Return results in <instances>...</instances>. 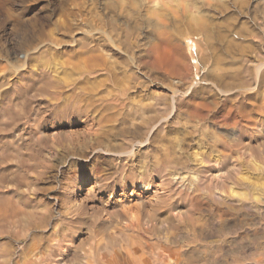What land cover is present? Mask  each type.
<instances>
[{
	"label": "rangeland",
	"instance_id": "1",
	"mask_svg": "<svg viewBox=\"0 0 264 264\" xmlns=\"http://www.w3.org/2000/svg\"><path fill=\"white\" fill-rule=\"evenodd\" d=\"M133 1L137 4L136 11L121 13L115 7H110L109 3L115 4L114 0H0V189H3L0 191L2 195L0 198L5 197L0 200V206L5 207L4 211L7 209L6 213L13 211L9 218L10 213L8 215L2 213L3 210L0 208V214L2 213L0 222H4L0 223V227H4V230L0 228V244L7 243L8 249L11 248L8 250L5 247L4 253L2 246L5 245L1 244L0 264H5L6 259L12 256H14L13 259H17V253L21 251L19 246L26 243V240L14 243L12 236L14 233L23 232L22 221L23 225L25 223L24 226H28L23 228L29 238L37 233L40 234H37L38 237L41 235L43 237L41 242L43 246L40 250L44 260H42V264H47V262H49L48 264H71L73 260L72 264H83L86 260L92 264H96V262L97 264H108L111 256H116L118 261L123 263L127 248L130 249L132 245L137 246L138 249L145 247L141 254L149 260L147 264H151V261L155 264L158 259L159 264H170L168 261L173 258L175 262L172 260L171 264H186L188 258V264H192L193 261V264H258L259 261L261 262L259 264H264V67L262 66L258 72L253 67L258 62L264 61V0H242L244 5L241 8L240 0H220L224 1L223 4L220 2L221 5L218 0L217 5L213 3L209 9L204 8L206 11L201 9L200 13L205 12L206 14L212 10L211 14L207 15V19L210 18L209 20L218 24L215 33H210V44L206 42L204 34L201 32L185 31L183 26L178 28L172 23L163 27L157 25L159 15L152 14V11L155 10L153 8L155 1L149 2L150 6L148 4L143 6L139 0ZM226 1H228L229 7ZM224 8L227 10L222 12ZM218 36H221L223 41L220 42ZM112 39L114 43H112ZM244 67H248L247 73L241 71ZM244 79L250 82H248L251 85L250 91H243L239 87ZM173 91L176 96L172 101ZM245 93H252L253 96L251 94L252 97L247 98L242 95ZM172 105H174V111L170 110ZM170 111L169 118L165 120V115ZM149 122H151L150 125ZM149 128H152L153 132L149 135L148 142L143 143L141 148L135 146L137 149L135 148V157L133 158L134 154L129 158H123L124 162L118 159L121 161L118 163L110 155L91 154L90 149L95 144L94 142L100 140L99 137L104 139V141L100 140L103 143L99 141L102 146L105 142L104 147L109 144L108 148L110 149L122 150L126 145L129 146L132 141H135L133 136L139 131V134L134 137L136 141L145 138ZM133 129L137 131L133 132ZM96 131H99L100 135H96L98 137L95 138L94 132ZM96 134L98 133L96 132ZM142 134L145 137L141 136ZM127 137L132 141L129 139V143L125 144L128 142ZM160 143H162L161 146ZM169 145L174 149L173 147L169 148ZM164 147L167 150H164ZM154 159L160 164L155 163ZM143 161L151 170L157 166L151 172L154 173L152 180L164 181L165 194L168 196L171 192L168 203L171 201L173 205L176 204L175 206L171 205V209L183 212V218L181 216L179 220L169 219L162 223L155 218L151 223H148L149 227L146 224V226L141 224L140 228L137 223L136 227L134 223L132 228L128 222L119 219L113 220L115 223L104 222L105 225L111 224L110 227L114 233L111 230L107 231L110 227L104 226L103 222H96V224L94 220L90 221L89 219L92 218L88 213L91 212L89 205L93 203L94 196L102 194L106 197L109 193V189L104 184L113 183L115 190L120 192V186L117 184L118 176L126 171L134 172L135 169V172H138L139 166L140 168L143 166L144 169L146 164ZM149 162L151 163L148 164ZM113 163H117L116 167ZM121 164L122 166H120ZM117 165L122 172L119 167L117 168ZM132 166L133 168H131ZM157 168L165 171L160 172ZM215 168L217 169L215 170ZM27 169L31 171V175ZM225 169L227 171L229 169V175ZM111 170L113 171L110 172ZM217 170L218 172H216ZM22 171L28 174H26V178ZM167 171L169 172L167 173ZM113 172L115 176L112 175ZM215 172L222 174V178L214 180ZM107 173L111 176H108ZM22 174L23 177H21ZM169 177L173 178L169 180ZM101 178L103 179L101 180ZM208 178H211L210 181ZM104 179H108V181ZM223 179L228 180L224 183L220 182ZM103 180V183H99ZM217 180L219 181L217 182ZM21 181L28 183L23 185ZM174 182H179V184L175 183V185ZM219 183H222L223 186ZM8 185H10L9 188L12 185L17 186L8 189ZM15 189H19L20 192ZM28 189L31 191H27L28 195L26 196L25 190ZM127 189H131L130 183ZM21 190L24 191L26 198ZM177 191L180 195L177 194ZM181 195L185 198H181ZM10 196H13L11 201L12 199L19 200L18 204L21 203L23 206L20 208L21 205L18 207L17 202H8ZM21 197H24L23 200ZM86 197L88 199H85ZM172 198H176L174 201L177 202L175 203ZM243 198L247 199H244L246 204L242 202ZM26 199L28 201H24ZM74 199L75 201H73ZM183 199L189 200L184 202ZM63 200H71V202ZM248 201L251 202L248 203ZM29 203L34 206L31 208L32 210L29 205L27 208ZM80 203L82 206L79 205ZM14 204H17V207ZM63 205L64 207H62ZM8 206L9 208L13 207V210ZM75 206L79 209L82 207L88 209L84 208L82 211ZM39 208L47 211L51 208L49 210L51 216L44 215L46 210L41 211ZM189 208L194 211H190ZM21 209L22 211L26 210L25 213L27 212L28 216L23 214L27 217L20 214L22 211L18 212ZM72 209L74 211L77 209L79 212L72 213ZM65 210H69L73 217L70 213L68 216V211ZM47 211L45 214L48 213ZM81 211L82 213H80ZM51 212L55 215L52 216ZM38 213L39 217L40 213L46 217L45 222L43 221L39 226L37 223V225L34 224L39 217L33 216ZM30 214L34 219L30 217ZM88 215L89 217L86 218ZM192 216L198 218V220L191 219L194 220L193 223L197 221L194 224L195 227L192 226L191 221L188 222L190 218H193ZM47 219H50V222ZM183 220L184 222H181ZM199 220L205 223L200 224ZM93 221L95 225H93ZM121 221L123 225L120 224ZM210 221L213 222L210 223ZM78 222L81 224L79 225ZM88 223L92 224V226L90 224L91 229H89ZM50 224L55 225L54 229ZM208 224L209 226H207ZM46 225L50 227H46ZM67 225L72 227L68 226L72 231L67 230ZM121 225L122 227L130 226V229L122 228ZM116 226L117 228H115ZM172 226L174 228H171ZM196 226L198 227L196 228ZM19 227L21 228L19 229ZM30 227L32 228L30 229ZM38 227L42 229L39 230ZM190 227L192 230L189 229ZM124 228L130 232H126ZM77 229L80 232H77ZM137 229H141L140 232L137 233ZM19 230L21 231L19 232ZM117 230L118 232H115ZM150 230L155 233L159 230L157 236L161 235V239L164 241H160L157 236V238H153L156 234L151 233ZM100 231L102 232L100 233ZM212 231L214 232L212 233ZM109 232L112 239L115 237V242L110 239ZM58 233L62 234L58 235ZM194 233H197L195 237V240L199 242L197 244L193 238ZM47 234L52 236L49 237ZM102 234H108V239L106 235L103 238ZM137 234H140L139 239ZM47 236L53 238L50 240L46 238ZM86 236L88 238L90 236V240L86 241L88 239ZM54 237L60 239L57 240ZM175 237L176 239H174ZM177 237L182 242L179 239L177 241ZM187 237L189 238L187 239ZM102 239L104 245L101 242ZM158 239L159 241H156ZM170 239H173V243ZM95 240L97 241L95 242ZM110 241L114 243L111 244ZM189 241H192V244L194 242L193 245L196 248L192 247L193 245ZM144 242L145 246H143ZM50 243L57 244L56 247L54 246L56 249ZM63 243L64 246L61 245ZM139 243H141L140 248ZM147 243L149 244L147 245ZM71 244L75 247L74 249ZM96 245L97 249L94 248ZM105 245L107 248L104 247ZM200 246L202 247L200 248ZM65 247L66 249H64ZM12 248H15V251ZM186 248H191V251ZM197 248L198 251H195ZM87 249L92 250L89 252ZM50 252L56 253L51 255ZM147 252L150 254L149 257L146 256ZM156 252L161 255H157ZM155 253L158 258H154ZM167 254L169 256H165ZM44 256L47 258L45 257V259ZM161 256L164 257V260ZM71 257H77L78 261L70 260ZM185 258L187 260L183 262Z\"/></svg>",
	"mask_w": 264,
	"mask_h": 264
},
{
	"label": "bare ground",
	"instance_id": "2",
	"mask_svg": "<svg viewBox=\"0 0 264 264\" xmlns=\"http://www.w3.org/2000/svg\"><path fill=\"white\" fill-rule=\"evenodd\" d=\"M140 1V3H142L143 4V6L144 5H149V2H153V1H155L153 4H155V5H153L152 3H151V5H153V8L155 9L154 11H152V14H158L159 16V20H158V22H157V20L155 21V19L157 18H155L154 19V21L155 22H157V25H159V26H161V27H163V26H165V25H167L168 23H172L173 24V26H177L178 28L179 27H181V26H183V30H185V31H190V32H194V33H199V32H201V33H203L204 34V37H205V40H206V42H209V44H210V42H211V35H210V33H212V32H214V31H216L215 29L218 27V24H217V22H214V21H211V20H209V19H207L208 17H207V15L210 13L211 14V11L212 10H210V12L208 13V14H206L205 12H203V13H200V10L201 9H204V8H206V10L207 9H209L211 6H212V4L214 3H216V5L219 3V5H221L220 4V0H219V2H218V0H139ZM225 1V0H224ZM223 1V2H224ZM239 1V0H238ZM218 2V3H217ZM223 2H221L222 4H223ZM228 1H226V3H227ZM236 2V1H235ZM234 2V3H235ZM114 3L115 4H112V3H109V5H110V7H115V9H118L121 13L122 12H127V11H129V12H134V11H136V9H137V4L133 1V0H124V1H122V0H114ZM240 8L244 5V2L242 1V0H240ZM107 5H108V2L106 3ZM229 3H227V6L229 7V5H228ZM224 5H226V4H224ZM223 5V6H224ZM150 6V5H149ZM237 6V5H236ZM239 6V5H238ZM106 8H107V6H105ZM153 8H151V9H153ZM225 8H226V6H225ZM222 9V12H225V11H223V10H227V9ZM107 9H109V8H107ZM111 9V8H110ZM151 9H149V10H151ZM221 9V8H220ZM205 10V9H204ZM203 10V11H204ZM205 10V11H206ZM217 10V9H216ZM218 11H220L219 9H218ZM221 12V11H220ZM155 16H157V15H155ZM209 16V15H208ZM211 16V15H210ZM185 17H186V19H185ZM188 17V18H187ZM153 19V18H152ZM153 22V21H152ZM110 24H111V22H109ZM112 26V25H111ZM155 27H158V26H156V25H154ZM111 28V27H110ZM182 28V27H181ZM111 29H114L113 27L111 28ZM115 30V29H114ZM114 30H111V31H114ZM215 33V32H214ZM213 35V34H212ZM253 35V34H252ZM253 36H258L257 34H254ZM218 37H220L218 40L221 42V41H223L222 40V37L221 36H218ZM214 38V37H213ZM191 42H193V41H191ZM112 43H114L113 42V39H112ZM233 43V42H232ZM92 47V46H91ZM93 47H94V45H93ZM193 55V54H192ZM260 59H261V57H260ZM157 60V59H156ZM246 63V62H245ZM22 64V63H21ZM20 64V65H21ZM25 64V63H24ZM250 64V63H249ZM262 66L264 67V61L262 62H258L255 66H253V67H255L254 69L258 72L261 68H262ZM254 70V71H255ZM243 73H247L248 72V67H244V68H242V70H241ZM256 73V72H255ZM235 75V74H234ZM239 75V74H238ZM235 77V76H234ZM44 81V80H43ZM249 81L248 80H246V79H244V80H242L241 81V83H240V88L243 90V91H248L249 89H251V85L248 83ZM220 90V89H219ZM228 91V90H227ZM250 91V90H249ZM252 91V90H251ZM222 92V91H221ZM223 92H225V91H223ZM228 93V92H227ZM254 93V92H253ZM224 94V93H223ZM246 94V93H245ZM245 94H242L243 96H246L247 98L249 97L250 98V96H251V94L252 93H247L246 95ZM255 94V93H254ZM122 95V94H121ZM117 96H118V94H117ZM174 96H176L175 95V91H173L172 92V96H171V100L173 101L175 98H174ZM252 96H253V94H252ZM251 96V97H252ZM114 98V97H113ZM245 98V97H244ZM246 99V98H245ZM170 102V101H169ZM88 104V103H87ZM172 104V103H171ZM170 104V105H171ZM109 106V105H108ZM94 108V107H93ZM170 108V107H169ZM176 108V107H175ZM174 109V105H172L171 106V108H170V110L172 111ZM169 110V109H168ZM235 110V109H234ZM171 111L169 112V114L167 113V115H165V117H164V119L166 120V119H168L169 118V116H170V113H171ZM174 111V110H173ZM102 113V112H101ZM103 115V114H102ZM164 116V115H163ZM106 117V116H105ZM162 119V118H161ZM160 119V120H161ZM163 119V121H165ZM98 120V119H97ZM158 120V119H157ZM108 121V120H107ZM91 122H93V121H91ZM97 122V121H96ZM161 122V121H160ZM94 123V122H93ZM99 124H100V121L98 122ZM104 123V122H103ZM106 123V122H105ZM150 123L151 122H149V125H150ZM158 124V123H157ZM157 124H155V126L157 125ZM90 125V124H89ZM95 125V124H94ZM146 125V124H145ZM153 125V124H152ZM105 126V125H104ZM144 126V125H143ZM135 127V126H134ZM133 127V128H134ZM147 127V126H146ZM146 127H145V129H146ZM154 127V126H153ZM157 127V126H156ZM161 127V126H160ZM164 127V126H163ZM162 127V128H163ZM89 128V127H88ZM94 128V127H93ZM142 128H144V127H142ZM158 128V127H157ZM96 129V128H95ZM98 129V128H97ZM96 129V130H97ZM135 129V128H134ZM133 129V132L135 131ZM159 129V128H158ZM86 130V129H85ZM99 130V129H98ZM140 130V129H139ZM138 130V131H139ZM155 130V129H154ZM88 131V130H87ZM93 131V130H92ZM101 131V130H100ZM104 131V130H103ZM126 131V130H125ZM132 131V130H131ZM137 131V130H136ZM135 131V132H136ZM89 132V131H88ZM96 132L98 133V134H96ZM96 132H94L95 133V138L96 137H98V136H96V135H100L99 134V131H96ZM128 132V131H127ZM132 132V133H133ZM140 132V131H139ZM139 132L138 133H134L135 134V136H137L138 134H139ZM153 132V129L152 128H149L147 131H146V137L145 136H143V134H145V131H143V134L141 135V136H143V137H145V138H141L142 140H138L137 139V141H136V139L134 138L135 136H133V140H135V141H132V139H130L129 137H127L128 139H127V141L130 139L131 141V143H130V145L129 146H127L126 145V147H124L122 150H116V149H110V148H108V146H109V144H108V146L106 145V147H104L105 146V142H104V146H102L101 144H100V142H102V141H104V139H102L101 137H99V139L101 140L102 139V141H98L97 140V142H94L95 144H93L91 141H90V139H89V141L93 144V146H92V148L90 149L91 150V154L93 153V154H99L100 155V153H104V154H107V155H110V156H112V157H114V161L115 160H117V162L119 163H121V161H119L118 159H120V160H122L123 158H129V157H131L134 153H135V146H140V148L142 147V145H143V143H146V142H148V137H149V135L151 134ZM83 133V132H82ZM86 133V132H85ZM101 133V132H100ZM104 133H106V132H104ZM93 134V133H92ZM103 134V133H102ZM141 134V133H140ZM245 134V133H244ZM122 135V134H121ZM126 135H128V134H126ZM125 135V136H126ZM82 136V135H81ZM90 136V135H89ZM91 137V136H90ZM103 137V136H102ZM131 137V136H130ZM93 138V137H92ZM91 138V139H92ZM105 138V137H104ZM136 138H138V137H136ZM37 139H38V136H37ZM74 139V138H73ZM98 139V138H97ZM125 139V138H124ZM86 140V139H85ZM95 140V139H94ZM77 141V140H76ZM88 141V142H89ZM121 141H123V140H121ZM126 141V142H127ZM150 141V140H149ZM55 142V141H54ZM40 143V142H39ZM97 143V144H96ZM103 143V142H102ZM107 143V142H106ZM111 143H113L112 141H111ZM124 143H125V141H124ZM123 143V144H124ZM129 143V141L127 142V143H125V144H128ZM79 144V143H78ZM78 144H76V145H78ZM115 144V143H114ZM122 144V145H123ZM89 145V144H88ZM87 145V146H88ZM116 146H118L117 144H115ZM120 145V144H119ZM121 145V146H122ZM162 145V143H160V146ZM237 145H238V143H237ZM236 145V146H237ZM40 146V145H39ZM90 146V145H89ZM89 146H88V148H89ZM124 146V145H123ZM166 146V145H165ZM170 146V145H169ZM235 146V145H234ZM239 146V145H238ZM41 147V146H40ZM48 148H49V146H47ZM52 147V146H51ZM166 147H168V146H166ZM171 147H173V146H170L169 148H171ZM240 147V146H239ZM242 147V146H241ZM75 148V147H74ZM84 148H86V147H84ZM139 148V149H140ZM163 148V147H162ZM169 148H168V150H169ZM38 149H39V147H38ZM87 149V148H86ZM137 149V148H136ZM173 149H174V147H173ZM176 149V148H175ZM48 150V149H47ZM46 150V151H47ZM85 150V149H84ZM164 150H167L165 147H164ZM163 150V153L165 152ZM40 151H41V149H40ZM161 151H162V149H161ZM172 151H174V150H172ZM175 151H177V150H175ZM57 152V151H56ZM83 152V151H82ZM86 152V151H85ZM137 152H139V151H137ZM166 152H168V151H166ZM89 153V152H88ZM83 154H84V152H83ZM87 154V153H86ZM85 155V154H84ZM84 155H83V157H84ZM165 155V154H164ZM88 156V155H87ZM95 156V155H94ZM77 157V156H76ZM111 157V158H112ZM133 157H135V154H134V156H132V158ZM161 157V156H160ZM73 158H75V157H73ZM110 158V159H111ZM157 158H159V157H157ZM109 159V160H110ZM113 159V158H112ZM67 160V159H66ZM69 160V159H68ZM80 160V159H79ZM96 161H97V159H95ZM107 161H109L108 159H106ZM128 160V159H127ZM88 161V160H87ZM113 161V160H112ZM123 161V160H122ZM134 161V160H133ZM149 161V160H148ZM147 161V162H148ZM153 161V160H152ZM151 161V162H152ZM63 162V161H62ZM61 162V163H62ZM72 162V161H71ZM71 162H69V163H71ZM124 162V161H123ZM122 162V163H123ZM127 162V161H126ZM143 162H145V161H143ZM142 162V163H143ZM151 162H149L148 164H150ZM154 162H155V159H154ZM157 162V161H156ZM155 162V163H156ZM28 163V162H27ZM76 163V162H75ZM112 163V162H111ZM130 163V162H129ZM158 163V162H157ZM63 164V163H62ZM78 164V163H77ZM106 164V163H105ZM114 164V163H113ZM115 164H117V163H115ZM114 164V165H115ZM131 164V163H130ZM133 164H134V162H133ZM145 164H146V162H145ZM154 164V163H153ZM160 163H158V165H159ZM28 165H29V163H28ZM155 165V164H154ZM27 166V165H26ZM31 166V165H30ZM29 166V167H30ZM120 166H122V164L120 165ZM123 166H124V163H123ZM131 166V165H130ZM150 166V165H149ZM32 167V166H31ZM115 167H116V165H115ZM119 167V165H117V168ZM126 167H127V165H126ZM129 167V166H128ZM143 166H141V168H142ZM157 167V166H156ZM155 166H154V168L153 169H155L156 168ZM131 168H133V166L131 167ZM130 168V169H131ZM140 168V166H139V169H138V172H135L136 171V169L134 170V172L133 171H126L125 173L123 172L122 174H120V176H118L119 178H118V180H117V184L120 186V192H117L116 190H115V186L114 185H112V184H108V183H106V184H104V186L106 187V188H108L109 189V193H108V195L105 197V196H103L102 194H100V195H95L94 196V200H93V203H91L89 206V208L91 209V212H88V213H90V216H91V218L92 219H89L90 221H92V220H94L95 221V223L97 222H100L101 221V223L103 222V224H104V226H106V225H108V223L110 222L111 223V221L112 222H114L115 223V221H113V220H116V219H119V220H122V221H124V222H128V224H130L131 225V227L133 226V224L135 223V227H136V223H137V226L139 227V225H141V224H146L147 226H148V223H151V221H152V219H157V221L158 222H160V223H162V222H164V221H167V220H169V219H177V220H179V219H181V216L184 214L183 212H179V211H174V210H172L171 209V205H173V202H169L168 203V197H169V194H171V192L168 194V196L165 194V191H166V189H164V181L162 180V181H155V180H152V175L154 174H152L151 172H152V170L147 166V164H146V166H145V168L143 169H141ZM32 169V168H31ZM35 169H36V167H35ZM40 169V168H39ZM115 169V168H114ZM113 169V170H114ZM125 169H127V168H125ZM158 169V168H157ZM217 168H215V170H216ZM28 170V169H27ZM113 170H111L110 172H112ZM116 170V169H115ZM115 170H114V172H115ZM119 170H121L120 169V167H119ZM124 170V169H123ZM128 170V169H127ZM159 170V169H158ZM157 170V172H161L162 170H159L158 171ZM221 170V169H220ZM226 170V169H225ZM24 171V170H23ZM22 171V172H23ZM29 171V175H31L30 174V170H28ZM38 171V170H37ZM117 171V170H116ZM125 171V170H124ZM165 171V170H164ZM164 171H162V172H164ZM222 171V170H221ZM228 171H229V169H228ZM228 171L226 170V172H227V174H228ZM230 171H231V173H232V170L230 169ZM25 172V171H24ZM23 172V174H24V177L26 176V174ZM42 172V171H41ZM114 172L112 173V175H114L115 176V174H114ZM118 172V171H117ZM116 172V173H117ZM121 172H122V170H121ZM169 171H167V173H168ZM216 172H218V170L216 171ZM212 173L213 174V179L215 180V178L216 179H218V178H222L221 177V175H220V173ZM36 173V172H35ZM78 173V172H77ZM105 173H106V171H105ZM119 173V172H118ZM174 173V172H173ZM172 173V174H173ZM176 173V172H175ZM178 173V172H177ZM211 173V172H210ZM230 173V172H229ZM23 174H22V176L21 177H23ZM111 174V173H110ZM157 173H155V175H156ZM165 174V173H164ZM212 174H209V175H212ZM224 174H226L225 172H224ZM28 175V174H27ZM39 175V174H38ZM75 175V174H74ZM100 175V174H99ZM99 175H98V177H99ZM106 175V174H105ZM107 175H108V173H107ZM161 175V174H160ZM171 175V174H170ZM229 175V174H228ZM34 176V175H33ZM94 176H96V175H94ZM108 176H111V175H108ZM108 176H106L107 178H108ZM113 176V177H114ZM157 176V175H156ZM155 176V177H156ZM162 176V175H161ZM164 176V175H163ZM167 176V175H166ZM169 176V175H168ZM177 176V175H176ZM178 176H179V174H178ZM205 176H207L208 177V175H205ZM75 177H77V176H75ZM97 177V176H96ZM113 177H112V179H113ZM165 177V176H164ZM173 177H175V176H173ZM173 177H169V180H170V178L172 179ZM212 177V176H211ZM226 177H227V175H226ZM229 177V176H228ZM26 178V177H25ZM27 178H29L28 176H27ZM70 178H72V177H70ZM110 178V177H109ZM108 178V179H109ZM157 178H158V176H157ZM168 178V177H167ZM166 178V179H167ZM205 179H206V177H204ZM225 178V177H224ZM229 178H231V177H229ZM22 179H24V178H22ZM31 179V178H30ZM29 179V180H30ZM34 179V178H33ZM73 179V178H72ZM99 179V178H98ZM103 178H101V180H102ZM108 179H104V180H107L108 181ZM114 179H115V177H114ZM161 179V178H160ZM174 179H176V177L174 178ZM173 179V180H174ZM209 179V178H208ZM211 179V178H210ZM210 179H209V181H210ZM213 179L211 180V182L213 181ZM226 179V178H225ZM25 180V179H24ZM96 180V179H95ZM104 180L102 181V182H99V183H103L104 182ZM110 180H111V178H110ZM109 180V181H110ZM116 180H114V181H116ZM173 180H171L172 182H173ZM220 180H222V179H220ZM228 180V179H227ZM227 180H224L223 179V181H220V182H223L224 183V181H227ZM32 181V180H31ZM68 182H69V179L67 180ZM74 181V180H73ZM77 181V180H76ZM98 181H100V180H98ZM106 181V182H107ZM166 181V180H165ZM170 181V182H171ZM179 181V180H178ZM205 181V180H204ZM219 180H217V182H218ZM13 182V181H12ZM11 182V183H12ZM20 182V181H19ZM18 182V183H19ZM21 182H23V185H24V183H26V181L24 182V181H21ZM171 182V183H172ZM210 182V183H211ZM216 182V183H217ZM5 183V182H4ZM8 183V182H7ZM11 183H9V184H11ZM28 183V182H27ZM27 183H26V185H27ZM32 183V182H31ZM78 183V182H77ZM94 183V182H93ZM98 183V182H97ZM131 184V189H127L128 188V184ZM169 183V182H168ZM176 182H174L173 184H175ZM206 183H207V181H206ZM209 183V182H208ZM213 183V182H212ZM226 183V182H225ZM21 184V183H20ZM68 184V183H67ZM176 184H179V182L178 183H176ZM175 184V185H176ZM219 184H221V186H223L222 185V183H219ZM1 185H5V184H1ZM7 185V184H6ZM22 185V186H23ZM30 185V184H29ZM33 185V184H32ZM31 185V186H32ZM71 185H72V183H71ZM73 185H75V184H73ZM101 185V184H100ZM172 185V184H171ZM210 185H212V184H210ZM216 185H218V184H216ZM9 186L10 185H8L7 187H8V189H10V188H12V187H14V188H16V186H13L12 185V187H10L9 188ZM19 186V185H18ZM67 186H69V185H67ZM99 186V185H98ZM103 186V185H102ZM219 186V185H218ZM1 187V186H0ZM3 187V186H2ZM6 187V188H7ZM21 187V186H20ZM20 187H19V189H20ZM25 187V186H24ZM29 187V186H28ZM36 187V186H35ZM70 187H72V186H70ZM91 188H92V186H90ZM101 187V186H100ZM166 187L168 188V186L166 185ZM3 188H5V187H3ZM13 188V189H14ZM94 188V187H93ZM104 188V187H103ZM171 188V187H170ZM177 188V187H176ZM2 189V188H1ZM1 189H0V191H1ZM13 189H11L12 191H13ZM19 189H15V190H18L19 192H20V190ZM24 189V188H23ZM22 189V190H23ZM33 189H35V188H33ZM65 189V188H64ZM74 189V188H73ZM72 189V190H73ZM77 189V188H76ZM96 189V188H95ZM119 189V188H118ZM21 190V191H22ZM71 190V189H70ZM169 190V189H168ZM167 190V191H168ZM172 190V189H171ZM171 190H169V191H171ZM2 191H3V189H2ZM26 192L28 191V192H30L29 191V189L28 190H25ZM90 191V190H89ZM100 191V190H99ZM98 191V192H99ZM174 191V190H173ZM9 192V191H8ZM15 192V191H14ZM26 192H25V194H26ZM28 192H27V194H26V196L28 195ZM75 192V191H74ZM92 192V191H91ZM105 192V191H104ZM107 192V191H106ZM175 192H176V190H175ZM174 192V193H175ZM178 192V191H177ZM1 193V192H0ZM5 193H7V192H5ZM16 193V192H15ZM22 193H23V196L25 197V195H24V191H22ZM67 193H69V192H67ZM70 193H71V191H70ZM72 193H73V191H72ZM95 193V192H94ZM93 193V194H94ZM168 193V192H167ZM92 194V193H91ZM90 194V195H91ZM177 194H179V192L177 193ZM182 194V193H181ZM1 195V194H0ZM4 195V194H3ZM5 195H8V194H5ZM17 195V194H16ZM76 195V194H75ZM180 195V194H179ZM179 195L177 196V197H179ZM15 196V195H14ZM19 196V195H18ZM68 196V195H67ZM70 196V195H69ZM73 196H74V194H73ZM167 196V197H166ZM1 197H2V195H1ZM9 197V196H8ZM7 197V198H8ZM13 196H10V200L8 201V202H10L11 201V198H12ZM15 197H17V196H15ZM23 197V198H24ZM29 197V196H28ZM27 197V199H29ZM173 197V196H172ZM181 198L183 197L182 195L180 196ZM18 198V197H17ZM16 198V199H17ZM22 198V197H21ZM23 198H22V200H23ZM26 198V197H25ZM67 198V197H66ZM69 198V197H68ZM74 198V197H73ZM90 198H92V197H90ZM183 198H185V196L183 197ZM190 198V197H189ZM2 199H5V197L4 198H0V200H2ZM24 200V201H28V200ZM85 199H88L87 197L85 198ZM173 199V201L176 199H174V198H172ZM171 199V200H172ZM178 199V198H177ZM192 199V198H191ZM190 199V200H191ZM244 199H246V198H243L242 200V202H244ZM21 200V201H22ZM30 200V199H29ZM68 200V199H67ZM91 200V199H90ZM184 200V202L185 201H187V200H189V199H183ZM239 200H241L240 198H239ZM247 200V199H246ZM250 200V199H249ZM12 201H14V202H17V201H19V200H15V199H12ZM11 201V202H12ZM63 201H66V200H63ZM73 201H75V199L73 200ZM85 201V200H84ZM180 201H181V199H180ZM238 201V200H237ZM2 202V201H1ZM4 202V201H3ZM6 203H7V200L5 201ZM4 202V203H5ZM13 202V203H14ZM20 202V201H19ZM30 202V201H29ZM66 202H71V200H69V201H66ZM79 202H81V201H79ZM78 202V203H79ZM92 202V201H91ZM175 202V201H174ZM177 202V201H176ZM175 202V203H176ZM191 202V201H190ZM193 202V201H192ZM239 202V201H238ZM241 202V201H240ZM239 202V203H240ZM241 202V204H244V203H242ZM249 202H251V201H248V203ZM23 203V202H22ZM68 203V204H69ZM74 203V202H73ZM76 203V202H75ZM74 203V204H75ZM87 203V202H86ZM132 203H134V204H132ZM183 203V202H182ZM187 203H189V202H187ZM2 204V203H1ZM17 204H18V202H17ZM17 204H14V206L16 205V207H17ZM85 204V203H84ZM179 204V203H178ZM186 204V203H185ZM189 204H193V203H189ZM246 204V203H245ZM244 204V205H245ZM251 204V203H250ZM9 205H10V203H9ZM21 205V203H19L18 204V207ZM25 205V204H24ZM28 205L30 206L29 208L31 209L32 207H34L33 205L31 206L30 205V203L29 204H27V208H28ZM35 205V204H34ZM61 205V204H60ZM78 205V204H77ZM79 205H81V203L79 204ZM176 205V204H175ZM175 205H173V206H175ZM4 206H7L6 204H4ZM23 205H21L20 206V208L22 207ZM37 206V205H36ZM39 206V205H38ZM41 206V205H40ZM45 206V205H44ZM70 206V205H69ZM82 206V205H81ZM84 206V205H83ZM134 206V207H133ZM190 206V205H189ZM194 206V205H193ZM193 206H192V208H193ZM247 206H248V204H247ZM25 207V206H24ZM24 207H23V209H24ZM42 207V206H41ZM47 207V206H46ZM62 207H64V205L62 206ZM68 207V206H67ZM74 207V206H73ZM0 208H2L1 206H0ZM8 208H9V206H8ZM10 208H12L11 210H13V207H10ZM9 208V209H10ZM26 208V207H25ZM26 208V209H27ZM36 208V207H35ZM43 208V207H42ZM55 208V207H54ZM75 208H77L76 206H75ZM85 208V207H84ZM84 208L82 207V209L84 210ZM5 210V207H3L2 208V210ZM36 209H38V208H36ZM40 209V208H39ZM51 208H49L48 209V211L46 210V209H44V210H46L48 213V215L47 214H45L46 213V211H45V213H44V215H46V216H49L50 214V212H49V210H50ZM63 209V208H62ZM68 209V208H67ZM77 209H79V207L77 208ZM77 209H75V211H77V212H79ZM81 208L79 209V210H82ZM86 210L88 209V208H85ZM194 209V208H193ZM1 210V211H2ZM3 210V211H4ZM14 210H15V208H14ZM32 210V209H31ZM34 210V209H33ZM41 211H44V210H42V209H40ZM58 210V209H57ZM64 210V209H63ZM73 210V209H72ZM82 210V211H83ZM180 210V209H179ZM189 210H190V208H189ZM192 210V209H191ZM190 210V211H191ZM2 211V213H6V211H7V209H6V211H4L3 212ZM20 211H22V209L21 210H19L18 212H20ZM26 211V210H25ZM25 211H22V213H20L21 215L24 213V214H28L27 212L25 213ZM28 211V210H27ZM66 211V210H65ZM68 211V216H69V210H67ZM66 211V212H67ZM71 211V210H70ZM74 210L72 211V213H74L75 212ZM82 211L80 212V213H82ZM192 211H194V210H192ZM13 212V211H12ZM11 211L9 212H7L6 214L8 215V213H10V217L9 218H11V213H12ZM14 212H16V211H14ZM34 212H35V210H34ZM36 212H38L37 210H36ZM57 212V211H56ZM63 213H65L64 211H62ZM77 212H75V213H77ZM85 212H87V211H85ZM1 213V214H2ZM72 213H70V215L72 214ZM192 213V212H191ZM190 213V214H191ZM0 214V215H1ZM14 214V213H13ZM16 214V213H15ZM19 214V213H18ZM23 214V215H24ZM35 214V213H34ZM51 214H52V212H51ZM59 214H60V211H59ZM83 214H84V212H83ZM7 215H6V217H7ZM26 215H24L25 217H27ZM44 215H42V213H40V217H39V213H38V215H33V216H37V217H39L38 219H36L35 220V223L34 224H36L37 226H39V224L40 223H42L44 220H45V216ZM55 214H52V216H54ZM82 215V214H81ZM87 215V214H86ZM186 215V214H185ZM188 215H189V213H188ZM188 215H187V217H188ZM15 216V215H14ZM17 216V215H16ZM32 216V214H30V217H33ZM51 216V215H50ZM49 216V217H50ZM56 216H57V214H56ZM60 216H62V215H60ZM64 216V215H63ZM75 216V215H74ZM78 216H79V214H78ZM189 216H191V215H189ZM1 217V216H0ZM12 217H13V215H12ZM17 217H19V215L17 216ZM29 217V218H30ZM48 217V218H49ZM58 217V216H57ZM64 217H66V216H64ZM72 217H73V214H72ZM83 217V216H82ZM85 217V216H84ZM89 217V215L86 217V218H88ZM193 217V216H192ZM8 218V217H7ZM24 218V217H23ZM75 218V217H74ZM79 218V217H78ZM182 218H183V216H182ZM189 218V217H188ZM13 219V218H12ZM16 219H19V218H16ZM28 219V218H27ZM33 219H34V217H33ZM33 219H32V221H33ZM51 219H52V217H51ZM59 219V218H58ZM61 219V218H60ZM76 220H77V218H75ZM83 219H85V218H83ZM82 219V220H83ZM191 219H197L198 220V218H190L189 220H188V222L189 221H191V224L193 223V221L191 220ZM1 220V219H0ZM7 220H9V219H7ZM11 220V219H10ZM48 220V219H47ZM46 220V221H47ZM50 220V219H49ZM48 220V221H49ZM82 220H80L81 222H82ZM88 220V221H89ZM2 221V220H1ZM3 221H5V220H3ZM11 221H14V220H11ZM17 221H20V220H17ZM28 221V220H27ZM73 221V220H72ZM71 221V222H72ZM85 221H87V220H85ZM87 221V222H88ZM94 221H93V223H94ZM108 221V223L105 225V223L104 222H107ZM122 221H121V223L120 224H122ZM156 221V220H155ZM199 221H201V220H199ZM198 221V222H199ZM204 221V220H203ZM214 221V220H213ZM212 221V222H213ZM29 223H31V221H28ZM45 222V221H44ZM50 222V221H49ZM49 222H48V224H49ZM54 222V221H53ZM55 222H57V221H55ZM61 222V221H60ZM59 222V223H60ZM65 222H67L66 220H65ZM69 222H70V220H69ZM81 222L79 223L78 222V224L80 225L81 224ZM120 222V221H119ZM118 222V223H119ZM179 223H180V221H178ZM181 222H184V220L183 221H181ZM197 222V221H196ZM195 222V223H196ZM211 221H210V223H212ZM0 223H4V222H0ZM7 223V222H6ZM14 223V222H13ZM12 223V224H13ZM47 223V222H46ZM62 223V222H61ZM68 223V222H67ZM76 223V222H75ZM82 223H84V222H82ZM92 223V222H91ZM90 223V224H91ZM92 223V224H93ZM95 223L93 224V225H95ZM96 223V224H97ZM117 223V222H116ZM156 223V222H155ZM195 223H193L192 224V226H194L195 227ZM203 223H205V222H203ZM202 223V221L200 222V224H203ZM207 223V222H206ZM209 223V224H210ZM11 224V225H12ZM16 224V223H15ZM14 224V225H15ZM33 224V225H34ZM57 224V223H56ZM72 224V223H71ZM90 224L88 223V225H89V229H91L90 228ZM92 224H91V226H92ZM113 224V223H112ZM175 224H176V222H175ZM178 224V223H177ZM185 224H187V223H185ZM190 224V223H189ZM209 224L207 225V226H209ZM13 225V226H14ZM24 225H25V223H24ZM23 225V221H22V225L21 226H23V227H28V226H24ZM28 225H30L31 226V224H28ZM52 227L54 226L55 227V225H52V224H50ZM62 225V224H61ZM70 225V224H69ZM69 225H67V230L69 229L68 228V226ZM75 225V224H74ZM76 225H77V223H76ZM111 225V224H110ZM110 225H108L109 227H110ZM116 225V224H115ZM123 225V224H122ZM122 225H121V227H122ZM145 225V226H146ZM182 225V224H181ZM8 226V225H7ZM17 226V225H16ZM59 226V225H58ZM64 226V225H63ZM66 226V225H65ZM82 226V225H81ZM84 226V225H83ZM98 226V225H97ZM96 226V227H97ZM119 226V225H118ZM150 226H151V224H150ZM165 226V225H164ZM191 226V225H190ZM191 226V227H192ZM207 226H205V227H207ZM11 228H12V226H10ZM18 227V226H17ZM22 227V229H23V232L21 233L20 231L21 230H19V232L20 233H17V234H13L12 235V233H11V235L13 236V240L15 241L14 243H20V241H23V240H26V243L25 244H23V245H21V247L19 246V248L21 249V251H20V253H17V259H13L14 258V256H12V257H10L11 256V254H10V256L8 255V257H10L9 259H6V262H5V264H11L12 262L14 263V264H42V260H43V257L41 256V252H40V250H41V248H42V244H41V242L43 241V237H42V235H41V237L39 236L38 237V235L37 234H39V233H37V231H36V235H34V232H32L33 233V237H31V238H29L28 237V235H27V232H24V228ZM42 227V226H41ZM46 227H50V226H47L46 225ZM51 227V228H52ZM54 227H53V229H54ZM57 227V226H56ZM60 227V226H59ZM58 227V228H59ZM70 227V226H69ZM80 227V226H79ZM79 227H78V229H79ZM85 227V226H84ZM103 227V226H102ZM112 227H113V225H112ZM123 227H125V226H123ZM122 227V228H123ZM128 229H130L128 226H126ZM125 227V228H126ZM134 227V228H135ZM144 227V226H143ZM149 227V226H148ZM166 227V226H165ZM189 228V229H191L192 230V228ZM198 226H196V228H197ZM204 227V228H205ZM1 228V227H0ZM3 228V229H2ZM1 229L2 230H4V227H2ZM6 228V227H5ZM14 228V227H13ZM21 227H19V229H20ZM32 227H30V229H31ZM39 228V230L40 229H42V228H40V227H38ZM61 228V227H60ZM59 228V229H60ZM70 228H72V227H70ZM77 228V227H76ZM75 228V229H76ZM82 228V227H81ZM87 228H88V226H87ZM108 228V227H107ZM106 228V229H107ZM115 228H117V226L115 227ZM114 228V229H115ZM120 228V227H119ZM119 228H118V230H119ZM124 228V229H125ZM133 228V227H132ZM140 228V227H139ZM147 228V227H146ZM150 228H152V227H150ZM164 228V227H163ZM162 228V229H163ZM168 228V227H167ZM170 228V227H169ZM171 228H174V226H172ZM208 228V227H207ZM212 228V227H211ZM0 229V230H1ZM16 229V228H15ZM27 229V228H26ZM57 229V228H56ZM74 229V228H73ZM77 229V230H78ZM98 229H100V228H98ZM106 229H104V231L106 230ZM145 229V228H144ZM165 229V228H164ZM209 229H210V227H209ZM7 230H8V227H7ZM35 230V229H34ZM43 230H44V228H43ZM62 230V229H61ZM61 230H59V231H61ZM64 230V229H63ZM71 229H69V231H70ZM97 230V229H96ZM108 230H111V227H110V229L108 228L107 229V231ZM116 230V229H115ZM118 230L117 231H115V232H118ZM126 230V229H125ZM139 230H141V229H139ZM138 229H137V233H138V231H139ZM194 230V229H193ZM9 231V230H8ZM14 231V230H13ZM18 231V230H17ZM17 231H15V232H17ZM27 231V230H26ZM29 231V230H28ZM49 231H50V229H49ZM68 231V232H69ZM72 231V230H71ZM74 231V230H73ZM87 231V230H86ZM89 231V230H88ZM94 230H93V227H92V232H93ZM113 230H111V232H112ZM122 232L121 233H123V230H121ZM136 231V230H135ZM147 231H148V229H147ZM146 231V232H147ZM151 231V233H155V231L153 232L152 230H150ZM159 231V230H158ZM158 231H157V233H158ZM42 232V231H41ZM52 232V231H51ZM51 232H50V234H51ZM57 232H58V229H57ZM62 232V231H61ZM65 232H67V231H65ZM67 232V233H68ZM77 232H80L79 230L77 231ZM82 232V231H81ZM89 232H91V230L89 231ZM102 231H100V233H101ZM106 232V231H105ZM104 232V233H105ZM126 232H130V231H127L126 230ZM126 232H124V234L126 233ZM140 232V231H139ZM143 232H145V231H143ZM145 232V233H146ZM214 231H212V233H213ZM9 233H10V231H9ZM44 233V232H43ZM63 233H64V231H63ZM66 233V234H67ZM70 233V232H69ZM68 233V234H69ZM112 233H114V231L112 232ZM157 233H155L156 235H154L155 237H153V238H157L158 236H157ZM199 233V232H198ZM202 233V232H201ZM210 233V232H209ZM42 234V233H41ZM56 234V233H55ZM60 234H62V233H60ZM59 233H58V235H60ZM65 234V237L67 236ZM77 234V233H76ZM75 234V235H76ZM98 234V233H97ZM108 234H110V232L108 233ZM106 235L107 236V239H108V237H109V235ZM119 234H120V231H119ZM129 235H130V233H128ZM128 234H127V236H128ZM197 234V233H196ZM196 234L194 233L193 235H194V241H196L195 240V237H196ZM30 235V234H29ZM40 235V234H39ZM46 235V234H45ZM48 235V234H47ZM74 235V234H73ZM82 235H83V233H82ZM90 235H92V234H90ZM103 235V238H104V234H102ZM126 235V234H125ZM139 235V236H138ZM201 236L203 235V234H200ZM31 236H32V234H31ZM49 236V235H48ZM48 236L46 237V238H48ZM52 236V235H51ZM51 236H49V237H51ZM56 236H57V234H56ZM63 236H64V234H63ZM77 236V235H76ZM122 236H123V234H122ZM137 236H138V239H139V237H140V234H137ZM153 236V235H152ZM157 236V237H156ZM163 236V235H162ZM170 237H173V236H171V235H169ZM168 236V237H169ZM185 236V235H184ZM198 236V235H197ZM11 237V236H10ZM81 237H83V236H81ZM87 237V236H86ZM92 237H94L93 235H92ZM110 237H111V234H110ZM114 237V236H113ZM151 237V236H150ZM149 237V238H150ZM166 237V236H165ZM186 237V236H185ZM200 237V236H199ZM53 238V237H52ZM52 238H48V239H52ZM54 238H57V237H54ZM72 238V237H71ZM88 238V237H87ZM89 238H90V236H89ZM86 239V241L87 240H90V239ZM115 238V237H114ZM112 239V237L110 238V239H112L113 241L115 240V239ZM130 238H132V237H130ZM142 238V237H141ZM141 238H140V240H141ZM144 238V237H143ZM142 238V239H143ZM149 238H147V239H149ZM152 238V237H151ZM158 238H160V241L161 240H163V239H161L162 237H161V235H160V237H158ZM164 238V237H163ZM180 238H181V236H180ZM189 237H187V239H188ZM58 239H60L59 237L57 238V240ZM70 239V238H69ZM74 239V238H73ZM94 239H96V237H94ZM165 239V238H164ZM174 239H176V237L174 238ZM178 237H177V241H178ZM181 239H183V238H181ZM190 239H191V237H190ZM189 239V240H190ZM196 239H198V238H196ZM204 239V238H203ZM44 240H45V238H44ZM67 240V239H66ZM105 240H106V238H105ZM111 240V241H112ZM119 240V239H118ZM139 240V241H140ZM150 240V239H149ZM155 240V239H154ZM167 240V239H166ZM171 240V239H170ZM180 240V239H179ZM185 240V239H184ZM191 240H193V239H191ZM200 240V239H199ZM198 240V241H199ZM8 241V240H7ZM46 242H47V240H45ZM60 241V240H59ZM64 241V240H63ZM70 241H73V240H71L70 239ZM82 241V240H81ZM97 240H95V242H96ZM103 241V239L101 240V242ZM109 241V240H108ZM110 241V242H111ZM150 241H153V240H150ZM149 241V243H152V242H150ZM156 241H159V239L158 240H156ZM164 241V240H163ZM173 241V239L171 240V242ZM175 242H176V240H174ZM181 241V240H180ZM45 242V243H46ZM67 242V241H66ZM69 242V241H68ZM92 242V241H91ZM104 242V241H103ZM103 242H102V244H103ZM109 242V243H110ZM115 242V241H114ZM114 242H111V244L112 243H114ZM123 242V241H122ZM141 242V241H140ZM146 242H148L147 240H146ZM171 242H167V243H171ZM182 242V241H181ZM180 242V243H181ZM190 243H191V245H193V244H195L194 242H193V244H192V241H189ZM201 242V241H200ZM4 243H5V241H4ZM9 243V242H8ZM44 243V242H43ZM44 243V244H45ZM61 243V242H60ZM73 243H74V241H73ZM81 243V242H80ZM107 243V245H108V242H106ZM117 243H118V241H117ZM117 243H115L116 245H117ZM124 243H125V240H124ZM149 243H147V245L149 244ZM160 243V242H159ZM163 243V242H162ZM173 243V242H172ZM179 243V242H178ZM184 243V242H183ZM186 243V242H185ZM197 243H199V242H197L196 241V244ZM2 244V243H1ZM1 244H0V248H1ZM6 244L7 243H5V244H2V245H5V246H2L3 248V252L5 253V250L6 249H8L9 248V246H6ZM49 244V243H48ZM47 244V245H48ZM50 244H52V243H50ZM70 244V243H69ZM91 244V243H90ZM93 244V243H92ZM97 244H99V243H97ZM110 244V245H111ZM127 244H128V242H127ZM127 244H125L126 246H127ZM140 244L141 243H139V248H140ZM145 242H144V245H143V243H142V245L143 246H145ZM158 244V243H157ZM165 244V243H164ZM189 244V243H188ZM188 244H186L187 246H188ZM200 244H202V243H200ZM53 245V244H52ZM55 245H57V244H55ZM55 245H53V247L55 246ZM61 245H63L64 246V243L63 244H61ZM67 246H68V244H66ZM77 245H79V243H77ZM94 245H95V243H94ZM100 245V244H99ZM98 245V246H99ZM104 245V244H103ZM123 245V244H122ZM138 245V244H137ZM146 245V246H147ZM152 245H155L154 243H152ZM159 245V244H158ZM172 245V244H171ZM175 245V244H174ZM182 245V244H181ZM180 245V246H181ZM190 245V246H191ZM12 246H13V244H12ZM48 246H50V245H48ZM59 246V245H58ZM66 246V247H67ZM71 246H72V244H71ZM70 246V247H71ZM80 246H81V244H80ZM90 246V245H89ZM142 246V247H143ZM149 246H151V245H149ZM176 246V245H175ZM174 246V247H175ZM195 245H193L192 247H194ZM206 246V245H205ZM5 247H7L6 249H4ZM15 247V246H14ZM46 247V246H45ZM44 247V248H45ZM56 247V246H55ZM54 247V248H55ZM60 247V246H59ZM66 247L64 248V249H66ZM73 247V246H72ZM101 247H103V246H101ZM104 247H106V245L104 246ZM110 247V246H109ZM108 247V248H109ZM115 247V246H114ZM120 247V246H119ZM128 247V246H127ZM160 247V246H159ZM202 246H200V248H201ZM58 248V247H57ZM61 248V247H60ZM75 247H73V249H74ZM78 248H79V246H78ZM77 248V249H78ZM94 248L95 249H97V245L96 246H94ZM107 248V247H106ZM145 248V247H144ZM144 248H141V249H138L137 248V246H134V245H132L131 246V248L129 249V248H127L128 250L125 252L126 254V256L124 257V262L122 263V262H119L118 261V259H117V257L115 256V257H112L111 256V259L109 260V263L108 264H147V262L149 261L148 259H146L144 256H142V249H144ZM156 248H157V246H156ZM171 248V247H170ZM195 248H196V246H195ZM194 248V249H195ZM199 248V249H200ZM14 251H15V248H12ZM56 249V248H55ZM111 249V248H110ZM126 249V248H125ZM150 249V248H149ZM169 249V248H168ZM181 250H182V246H181V248H180ZM184 249V248H183ZM187 249V248H186ZM188 249H190V251H191V248H188ZM187 249V250H188ZM1 250V249H0ZM8 250H11V248L10 249H8ZM45 250V249H44ZM54 250V249H53ZM52 250V251H53ZM57 250H59V249H57ZM61 250V249H60ZM89 249H87V251H88ZM92 250V249H91ZM91 250H89V252H91ZM145 250V249H144ZM157 250V249H156ZM13 251V252H14ZM16 251H18V250H16ZM46 251V250H45ZM51 251V250H50ZM64 251V250H63ZM66 251V250H65ZM70 251V250H69ZM73 251V250H72ZM110 251V250H109ZM112 251V250H111ZM117 252H118V250H116ZM124 251V250H123ZM153 252H155L154 250H152ZM160 251V250H159ZM184 251V250H183ZM195 251H198V248H197V250H195ZM200 251V250H199ZM210 252L212 251V249L211 250H209ZM2 252V253H3ZM8 252V251H7ZM40 252V255L38 256V253ZM74 252H75V250H74ZM73 252V253H74ZM93 252V251H92ZM115 252V251H114ZM143 252H145V251H143ZM150 252V251H149ZM149 252H147L148 254L146 255L147 257H149ZM181 252V251H180ZM185 252V251H184ZM188 252V251H187ZM3 253V254H4ZM8 253H11V252H8ZM45 253V252H44ZM49 253V252H48ZM51 253V252H50ZM54 253H56V252H53V253H51V255L53 254L54 255ZM70 253V252H69ZM68 253V255H70ZM86 253V252H85ZM85 253H84V255H85ZM95 253V252H94ZM112 253V252H111ZM110 253V254H111ZM121 253V252H120ZM151 253V252H150ZM157 253V252H156ZM156 253L154 254V255H156ZM191 253V252H190ZM46 254V253H45ZM44 254V255H45ZM93 254V253H92ZM96 254V253H95ZM109 254V253H108ZM107 254V255H108ZM114 255H115V253H113ZM122 254V253H121ZM161 255V253H157V255ZM179 254V253H178ZM181 254H182V252H181ZM181 254H180V256H181ZM193 254H194V252H193ZM48 255V254H47ZM46 255V256H47ZM60 255H62V254H60ZM66 255V254H65ZM117 255V254H116ZM151 255H153V254H151ZM157 255L156 256H154V258L155 257H157ZM159 255V256H160ZM185 255H187V254H185ZM189 255V254H188ZM199 255V254H198ZM46 256H44V258L46 257ZM49 256V255H48ZM56 256H57V254H56ZM70 256H72V255H70ZM76 256V255H75ZM79 256V255H78ZM93 256V255H92ZM118 256V255H117ZM162 256H164L163 254H162ZM161 256V257H162ZM165 256H169L168 254L167 255H165ZM179 256V257H180ZM183 256V255H182ZM200 256V255H199ZM198 256V257H199ZM7 257V258H8ZM52 257V256H51ZM54 257V256H53ZM52 257V258H53ZM64 257V256H63ZM73 257H74V254H73ZM73 257H71L72 259H70V260H73V259H75V260H77V257L76 258H73ZM88 257V256H87ZM175 257V256H174ZM186 257V256H185ZM197 257V256H196ZM47 258V257H46ZM45 258V259H46ZM50 258V257H49ZM48 258V259H49ZM67 258H69V257H67ZM83 258V257H82ZM90 258H91V256H90ZM100 258V257H99ZM120 258V257H119ZM158 258V257H157ZM160 258V257H159ZM163 258V260H164V257H162ZM166 258V257H165ZM169 258V257H168ZM176 258V257H175ZM187 258V257H186ZM184 259V261L183 262H185V260H187V259ZM190 258L191 259H193L191 256H190ZM199 258H201V257H199ZM57 259V258H56ZM87 259H89V258H87ZM181 259H182V257H181ZM196 259V258H195ZM198 259V258H197ZM53 260V259H52ZM58 260H59V258H58ZM61 260V259H60ZM68 260V259H67ZM79 260H80V258H79ZM100 260H102V259H100ZM105 260V259H104ZM120 260V259H119ZM153 260V259H152ZM160 260H162V259H160ZM172 260H174V258L172 259ZM171 260V261H172ZM188 260H189V258H188ZM187 260V261H188ZM2 261H3V259H2ZM44 261V260H43ZM49 261V260H48ZM74 261V260H73ZM73 261H72V263H73ZM78 261V260H77ZM82 261V260H81ZM96 261V260H95ZM154 261V260H153ZM158 261H159V259H158ZM158 261L156 260V262H155V264H159L158 263ZM168 261V260H167ZM171 261H168V262H170V264H171ZM181 261V260H180ZM187 261L185 262L186 264H188L187 263ZM193 261V260H192ZM258 261V260H257ZM55 262V261H54ZM65 262H66V260H65ZM70 262V261H69ZM83 262V261H82ZM108 262V261H107ZM139 262V263H138ZM174 262H175V260H174ZM182 262V261H181ZM195 262H197V261H195ZM44 263V262H43ZM49 262H47V264H48ZM50 263H51V260H50ZM53 263V262H52ZM56 263V262H55ZM63 263H64V261H63ZM67 263V262H66ZM71 263V264H72ZM105 263V262H104ZM165 263V262H164ZM173 263V262H172ZM179 263V262H178ZM193 263H194V261H193ZM192 263V264H193ZM198 263V262H197ZM259 263H261L260 261L258 262V264ZM45 264V263H44ZM54 264V263H53ZM60 264V263H59ZM75 264V263H74ZM83 264H92V263H90V262H87V260L86 261H84V263ZM96 264H97V262H96ZM102 264V263H101ZM151 264H153V262L151 261ZM166 264V263H165ZM168 264V263H167ZM174 264V263H173ZM256 264V263H255Z\"/></svg>",
	"mask_w": 264,
	"mask_h": 264
}]
</instances>
